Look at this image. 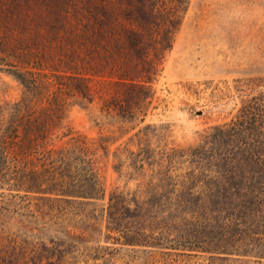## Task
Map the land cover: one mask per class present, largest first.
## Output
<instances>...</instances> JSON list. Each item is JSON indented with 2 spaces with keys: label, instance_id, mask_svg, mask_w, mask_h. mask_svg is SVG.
Masks as SVG:
<instances>
[{
  "label": "trees",
  "instance_id": "obj_1",
  "mask_svg": "<svg viewBox=\"0 0 264 264\" xmlns=\"http://www.w3.org/2000/svg\"><path fill=\"white\" fill-rule=\"evenodd\" d=\"M187 1L0 0V71L23 87L20 100L0 102V189L19 201L105 200L108 229L122 228L125 244L261 261L264 80L196 144L169 147L157 161L137 159L134 168L147 162L151 175L132 190L106 189L109 136L87 137L62 124L69 101L95 98L104 115L142 121L158 55L170 48ZM158 31L161 38L153 36ZM60 130L66 139L58 145ZM6 250L1 264H27L25 245Z\"/></svg>",
  "mask_w": 264,
  "mask_h": 264
},
{
  "label": "rangeland",
  "instance_id": "obj_2",
  "mask_svg": "<svg viewBox=\"0 0 264 264\" xmlns=\"http://www.w3.org/2000/svg\"><path fill=\"white\" fill-rule=\"evenodd\" d=\"M178 21L170 48L158 55V71L150 82L154 96L142 121L104 115L97 98L89 105L69 101L62 109V124L72 133L109 136L103 160L107 191L141 186L151 171L147 162L143 169L134 168L137 159L157 161L169 147L196 144L203 130L229 121L241 99L262 88L264 0H188ZM22 96V85L0 71V102ZM65 139L60 130L55 143ZM140 149L145 152L135 159ZM11 193L5 186L0 189V256L19 243L27 247V264H264V259L223 260L125 244L122 228L108 229L105 200L19 201Z\"/></svg>",
  "mask_w": 264,
  "mask_h": 264
},
{
  "label": "water",
  "instance_id": "obj_3",
  "mask_svg": "<svg viewBox=\"0 0 264 264\" xmlns=\"http://www.w3.org/2000/svg\"><path fill=\"white\" fill-rule=\"evenodd\" d=\"M197 113H200V111H197Z\"/></svg>",
  "mask_w": 264,
  "mask_h": 264
}]
</instances>
